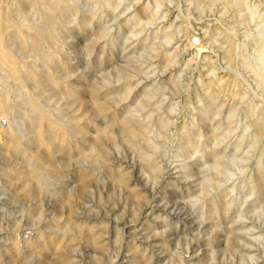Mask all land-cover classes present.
<instances>
[{"label": "rangeland", "instance_id": "374dc122", "mask_svg": "<svg viewBox=\"0 0 264 264\" xmlns=\"http://www.w3.org/2000/svg\"><path fill=\"white\" fill-rule=\"evenodd\" d=\"M0 4V264H264V0H93L91 28L68 26L84 0ZM89 57L116 141L61 126ZM33 104L44 120L22 122ZM92 146L78 199L41 194L35 167L60 182Z\"/></svg>", "mask_w": 264, "mask_h": 264}, {"label": "clouds", "instance_id": "9594fccd", "mask_svg": "<svg viewBox=\"0 0 264 264\" xmlns=\"http://www.w3.org/2000/svg\"><path fill=\"white\" fill-rule=\"evenodd\" d=\"M58 2L66 9H73L78 5H81V0H58ZM52 3H57V0H52ZM92 4L93 0H84L82 12L76 11L70 13V21L68 22V26H83L84 28H91L96 19L94 10L91 8ZM105 6L108 5L106 4ZM89 16H91V19H89ZM92 71L91 57H89V65L80 66L79 72L77 74L81 75L82 77L89 78L91 80V84L84 86L82 90L84 95L78 97L74 96L71 99L66 98L64 109L60 110L63 116L61 126H67L68 132L70 133V138L74 139L80 129L82 119L85 121L84 127H88L89 123L95 121L106 126L104 131L107 134V139L116 141L120 134L117 133V135L114 136L112 133L118 128V124L115 121H110L108 117L109 105L115 103V101L111 96L105 94V90L103 87H101L98 79H92ZM72 75V73H69L67 78H71ZM88 93H91V98L87 97ZM18 99H24V97H18ZM82 105L83 111L80 110ZM29 107H32L30 103ZM40 111L41 110L39 108H34L31 113L25 112L22 117V122L27 121L30 116H34ZM44 111L46 112L47 110ZM123 152V147H116L110 154L117 156V158L123 161ZM103 159V154L98 151L97 146H92L88 152L82 153L80 156L73 158L66 165L60 161H57V163L60 164L61 170L67 173L60 182L52 181L46 171H42L40 167H35L34 175L36 176L37 187L41 194L46 198H52L50 197V191H55L57 197L66 192L69 197H71L73 200H76L79 198V192L77 191L78 186L73 182L72 171L76 168L87 169L92 172L93 176H95L99 173L103 166ZM189 159H194V157L190 156ZM240 162L242 164H246L248 161L241 160ZM29 166L33 167L31 163ZM207 169L208 166L205 165V170ZM157 171L161 173L163 171V168L161 165H159V162H157ZM229 175H231V173H229ZM87 193L91 199H89L82 208L76 210L77 215H79L81 212H87L88 209L92 208L94 193L91 187L87 189ZM252 193L256 194L255 185L252 186ZM92 210L95 211L94 208H92ZM73 251L78 252V247ZM31 264H36V261L33 259Z\"/></svg>", "mask_w": 264, "mask_h": 264}, {"label": "bare ground", "instance_id": "6f19581e", "mask_svg": "<svg viewBox=\"0 0 264 264\" xmlns=\"http://www.w3.org/2000/svg\"><path fill=\"white\" fill-rule=\"evenodd\" d=\"M8 4V3H7ZM5 5V4H4ZM8 6V5H7ZM3 8V5L2 4H0V11H1V9ZM2 49H3V51H4V53H5V51H8L6 48H5V46L3 45L2 46ZM231 49V48H230ZM229 52V51H228ZM0 55H3V53H1ZM20 56V55H19ZM262 58H264V54H262ZM11 60H12V58H11ZM3 61V60H2ZM17 61H18V66H20V67H23V66H26V63H25V61L24 60H22V59H17ZM4 66V65H3ZM10 66V65H9ZM18 70H19V68H18ZM258 72V75L264 80V69H261V70H258L257 71ZM2 74V73H1ZM3 75V74H2ZM4 76V75H3ZM235 83V82H234ZM1 84V83H0ZM33 108H39L41 111L40 112H37L36 113V115H34V116H30V118L32 117L33 118V121L34 122H36V121H42V120H44V118H43V116H45L46 115V113L40 108V106H37V104H33ZM255 109V108H254ZM47 121H49V118H48V120ZM51 121V120H50ZM52 122H55L56 123V121L55 120H53L52 119ZM57 124H59V122H57ZM133 126V125H132ZM55 128H56V126H55ZM132 128V127H131ZM7 129H8V133L9 134H14V135H17V136H19V131L17 132V130L16 131H14V128L10 125H8V127H7ZM21 130V129H20ZM35 132H37V131H35ZM43 132V130L42 129H39L38 130V133H42ZM24 134H27V133H24ZM68 141V140H67ZM69 144L67 143V146H68ZM256 182H253V185H255V188H256V184H255ZM252 185V186H253Z\"/></svg>", "mask_w": 264, "mask_h": 264}]
</instances>
